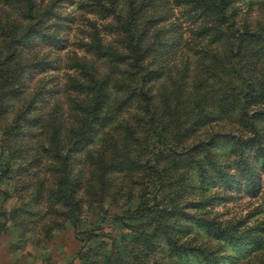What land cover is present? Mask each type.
Instances as JSON below:
<instances>
[{
    "label": "trees",
    "instance_id": "16d2710c",
    "mask_svg": "<svg viewBox=\"0 0 264 264\" xmlns=\"http://www.w3.org/2000/svg\"><path fill=\"white\" fill-rule=\"evenodd\" d=\"M67 1L0 0V124L14 159L57 175L32 214L98 238L79 264H264V221L247 223L264 212V0ZM64 62L62 84L46 76ZM241 194L260 202L222 219Z\"/></svg>",
    "mask_w": 264,
    "mask_h": 264
},
{
    "label": "rangeland",
    "instance_id": "374dc122",
    "mask_svg": "<svg viewBox=\"0 0 264 264\" xmlns=\"http://www.w3.org/2000/svg\"><path fill=\"white\" fill-rule=\"evenodd\" d=\"M64 4L65 6L62 7V10L65 13L63 12V14L70 13L73 16L74 9L69 0ZM178 14L176 12V15ZM74 20L65 27V32L71 37L73 31L77 30L82 22L81 15L76 14V19ZM183 24L184 26L186 25L185 22ZM68 43L69 45L67 46L66 44V48L62 50L63 53L70 49L73 50V41L70 40ZM64 59L66 60V56ZM64 72L65 62L61 64V70H49V74L43 73V76H51L53 73L57 74L58 82L60 81L62 84ZM41 75H37L36 79L42 78ZM52 79L53 77L50 80ZM31 88L30 91L33 92L34 88ZM28 95L30 96V94ZM44 98H49L47 106L50 107L49 104H52L53 99L45 95ZM47 110V108L43 109L44 112H47ZM13 114L12 112L11 117ZM9 126V121L0 124V131L3 132V135L0 134L2 157L7 158L9 156L11 158L9 162H11V167H13V170L9 172L12 178L10 180H7V178L3 179L5 176L3 175L0 180V212L3 211L5 218H7L5 221L6 229L0 233V264H79V256L91 244L92 246H98V238L92 239L91 242H85L81 234V238L75 234L72 223H64L58 212L45 210L41 217L32 214L33 211L41 208L38 203L46 200L50 191L49 188L56 184L57 175L50 171L49 160L46 158H44L41 165L37 164L33 168H31V163L27 164L35 150L23 157L13 158L11 150L14 145ZM25 164L27 165L25 166ZM19 166L21 168L17 170L16 168H19ZM36 191H38L39 197L32 199V195L34 196ZM35 202H38L37 205H34ZM259 202V198L241 194L235 200L224 203L215 210L222 213V219L248 218L247 215H249L251 209ZM46 203L48 204L47 201ZM55 208H60V206L53 205V209ZM263 221L264 212L251 217L247 220V223L255 224ZM0 222H3V219H0ZM122 231L124 230L104 225L103 234L106 233L104 240L108 241L112 237H117Z\"/></svg>",
    "mask_w": 264,
    "mask_h": 264
}]
</instances>
